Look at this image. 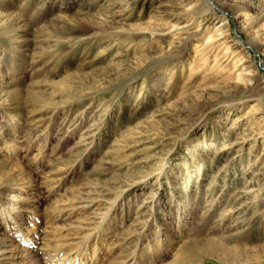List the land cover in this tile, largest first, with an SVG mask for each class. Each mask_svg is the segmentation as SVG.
<instances>
[{
	"label": "rangeland",
	"instance_id": "rangeland-1",
	"mask_svg": "<svg viewBox=\"0 0 264 264\" xmlns=\"http://www.w3.org/2000/svg\"><path fill=\"white\" fill-rule=\"evenodd\" d=\"M104 237L264 264V0H0V264Z\"/></svg>",
	"mask_w": 264,
	"mask_h": 264
},
{
	"label": "bare ground",
	"instance_id": "bare-ground-1",
	"mask_svg": "<svg viewBox=\"0 0 264 264\" xmlns=\"http://www.w3.org/2000/svg\"><path fill=\"white\" fill-rule=\"evenodd\" d=\"M107 230V229H106ZM17 231V229H16ZM20 231H17L19 233ZM22 234V233H21ZM104 235V234H102ZM100 237V236H99ZM25 239V235L24 238ZM27 240V239H26ZM105 237L103 239L98 240L97 243H87V246L85 247L84 250L80 251L79 253L76 254L75 257L71 259V261L68 260V258H60L57 260V262H54L53 264H100L101 263V253L103 251V246L102 243L105 241ZM88 247V248H87ZM89 251L93 252V255H89ZM90 257V258H89ZM124 264H137V260L135 257L132 259V262L130 263H124Z\"/></svg>",
	"mask_w": 264,
	"mask_h": 264
}]
</instances>
